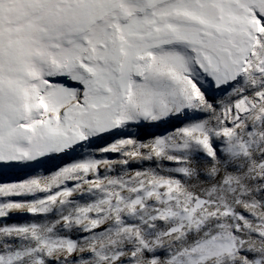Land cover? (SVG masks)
I'll list each match as a JSON object with an SVG mask.
<instances>
[{"label":"snow or ice","instance_id":"1","mask_svg":"<svg viewBox=\"0 0 264 264\" xmlns=\"http://www.w3.org/2000/svg\"><path fill=\"white\" fill-rule=\"evenodd\" d=\"M0 264H264V0H0Z\"/></svg>","mask_w":264,"mask_h":264}]
</instances>
